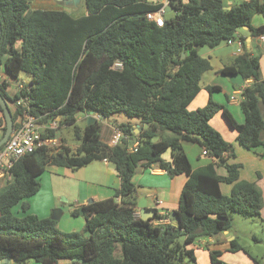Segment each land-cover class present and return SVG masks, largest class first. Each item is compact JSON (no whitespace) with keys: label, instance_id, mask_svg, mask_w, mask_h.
<instances>
[{"label":"trees","instance_id":"obj_1","mask_svg":"<svg viewBox=\"0 0 264 264\" xmlns=\"http://www.w3.org/2000/svg\"><path fill=\"white\" fill-rule=\"evenodd\" d=\"M151 1L85 0L88 14L76 19L66 12L33 10L30 0H0V73L4 70L9 78L0 76V94L11 109L10 80L26 74L31 114L42 118V124L60 118V124L73 128L79 144L74 151L62 140L64 146L57 154L43 149L16 162L11 178L0 188V262L185 264L188 258L197 264L189 248L197 240L231 230L234 215L261 218V190L240 180L241 166L227 163L235 158L233 145L211 126L222 111L238 133V144L264 156L258 152L264 149L260 57L246 52L222 71L241 74L251 82L242 86L243 125L211 97L202 109L188 108L201 91L203 75L212 68L199 49L235 41L238 30L245 27L253 37L264 36V25H252L256 15L264 19V1L250 0L226 10L223 0H161L173 13L164 15V27L147 19L165 8ZM11 112L16 129L22 111ZM81 114L101 120L88 124L89 118L80 128ZM118 114L138 120L141 132L135 134L132 122L116 124L126 138L110 147L101 139L102 118L110 121ZM0 115L4 136L1 107ZM44 137L56 138V131L49 130ZM183 143L198 144L211 163L193 170ZM135 144L136 151L130 152ZM167 153L170 161L164 158ZM95 161L112 164L121 186L113 198L82 208L87 236L62 232L49 218L27 215L26 201L40 191L39 179L49 167L76 171ZM219 167L226 169V176L218 175ZM141 168L187 177L175 212L179 228L154 226L152 220L136 216L133 178ZM221 184L232 186L230 196L223 195ZM17 206L24 217L12 214ZM80 210H74L73 216H80ZM241 250L233 243L232 253ZM210 256L213 264H225L221 252L210 251Z\"/></svg>","mask_w":264,"mask_h":264},{"label":"crops","instance_id":"obj_2","mask_svg":"<svg viewBox=\"0 0 264 264\" xmlns=\"http://www.w3.org/2000/svg\"><path fill=\"white\" fill-rule=\"evenodd\" d=\"M49 1H52L54 4L58 3L67 6L55 0ZM184 1L187 2V0ZM248 1L250 0H223L226 10H231ZM151 3H162L166 9L168 7L166 1L152 0ZM81 4L86 6L85 0H82L80 5ZM43 11H60L66 12L69 15L71 14L62 8L56 7H51V9ZM86 12L87 16V8ZM252 25L254 27L264 25L263 17L255 16ZM246 52L260 57V71L264 80V36L253 37L250 29L247 27L238 30L237 38L233 44L224 42L215 49L208 48V50H203V52L200 53L203 58L210 61L212 68L203 75L200 83L201 91L190 104L188 108L190 112L206 107L211 97L216 103L225 106L227 111L239 125L245 123V118L241 111L242 96H238L237 102L231 101V97L241 86L232 84L228 77L230 74H224L222 71L232 67L236 58ZM0 76L3 80H9L4 70L0 73ZM26 80L30 81V77H27ZM250 83L251 82H245V84ZM16 85L17 82L12 83V80H10V86L8 88L10 97L14 95ZM209 88H216V90L210 93L208 91ZM1 123L0 115V140L2 139L3 131ZM132 124L134 125L135 134L138 135L141 132L138 130L140 127L138 120L132 121ZM106 125L107 124H104V121H102L101 139L105 144H108L112 137L110 139H103V133L107 130ZM211 126L221 134L227 143L233 145L235 158L228 159L227 163L239 164L241 166L240 180L254 183L261 190L263 196L261 219L264 223V156H259L255 152L249 151L238 144V133L231 126L222 111L211 120ZM49 127L52 128L51 126ZM53 129L54 128H52V130ZM135 141L137 142L138 138H136ZM183 148L191 162L193 170L211 163L210 159L203 155V150L198 144L183 143ZM258 152L264 153V149H260ZM164 158L170 161V153H167ZM192 159L196 160V165H193ZM49 169L50 167L39 179L41 185L40 191L26 201L29 205L27 215H34L40 219H51L56 210H62L59 220L57 221L58 229L65 233L78 232L87 236V234H85L84 217L81 214L80 216H73L72 213L74 210L82 209L96 202L106 201L115 196V192L119 190L121 186V181L115 167L106 161H95L76 171L58 167H51V169ZM217 173L221 177L227 175V171L223 167L217 168ZM133 182L137 187L136 197L138 206L136 209V216L142 219L143 212L147 210L149 211V215L147 214V216H153L150 220H152L154 226L168 225L165 218L170 220L169 224L174 225L172 214L178 210L187 177L185 175L170 177L167 172L162 170L152 173L149 168H141L137 170ZM3 183L5 182H0V188L6 185V183ZM221 191L223 195L230 196L232 186L221 184ZM142 200L143 207H139ZM19 211H21V213L17 218L24 217L25 214L21 206ZM156 216L157 218L163 219L159 220ZM233 229L234 228L214 237L200 238L195 244L190 246L189 248L193 249L195 252L196 263L213 264L210 251H217L222 253L221 261L225 264H264V256L255 253V248L264 244V238L259 237L256 231L244 232L238 235V232ZM244 239L249 243H246ZM233 243L240 245L242 250L237 253H232L231 248ZM29 264L37 263L30 262Z\"/></svg>","mask_w":264,"mask_h":264},{"label":"built area","instance_id":"obj_3","mask_svg":"<svg viewBox=\"0 0 264 264\" xmlns=\"http://www.w3.org/2000/svg\"><path fill=\"white\" fill-rule=\"evenodd\" d=\"M165 9L166 8L158 13L148 14L147 19L155 22L158 27H164ZM228 43L233 44L234 41H229ZM16 82V90L12 96L14 100L12 106L15 109L21 110L22 115L18 122L19 126L13 130L9 140L0 148V182H5L6 184L11 178V170L20 159L43 149L48 150L50 155L57 154L64 146L62 140L58 138H45L44 135H46L49 130H52V128L41 124L42 118H38L31 114L30 101L27 96L30 89V81L20 78ZM242 94L243 88L241 86L231 97V101L237 102L238 96H242ZM124 138L126 137L123 132L115 128L114 134L108 145L110 147H116ZM137 146L138 144H135L129 151L135 152ZM203 155L206 156L207 152L203 151ZM150 170L152 173L158 171L156 168H150ZM159 203L162 204L161 202ZM165 219L169 225L170 220H168V218Z\"/></svg>","mask_w":264,"mask_h":264},{"label":"rangeland","instance_id":"obj_4","mask_svg":"<svg viewBox=\"0 0 264 264\" xmlns=\"http://www.w3.org/2000/svg\"><path fill=\"white\" fill-rule=\"evenodd\" d=\"M51 7L62 8L63 10L71 13L70 14L71 17L76 18V19L86 16V13H87L86 12V6L84 4H81V5L78 4V6H76V7H68V6H65L63 4L62 5H60L58 3L54 4V3H52V1H49V0H30V8L33 10H47V9H51ZM167 15L171 16V15H173V13H168ZM256 16H261V15H256ZM203 50H208V47L199 49V54L202 53ZM27 77L28 76L26 74H21L22 80H26ZM15 82H16L15 80H12V83H15ZM11 109L13 111L14 107L11 106ZM89 118H94L97 121L101 120L98 116L91 117L90 115L88 116V115L81 114L78 117L79 121L77 122V125L80 128L85 127ZM110 120L111 121H106V120L104 121V124L105 123L107 124L106 125L107 130L104 131V133H103V139L104 138L110 139L113 136L114 128H116V124L129 123V122H132L136 119H129L123 114H118V115H114L113 118ZM60 121H61L60 118H56L55 120L50 121L49 123H43V125H46L48 127L51 126L52 128H54L53 130L56 131V136H57L56 138H58L60 140H65L66 146H68L72 150L76 151L79 144L73 136V128L71 126L68 127V126H65L63 124H60ZM3 134L4 133L2 131V136H3ZM192 163H193V165H196V160L192 159ZM50 169H51V167H50ZM3 184H5V183H3ZM19 210H20V206L15 207L12 210V214L15 217H18V215H20V213H21V211H19ZM57 211L62 212V210H57ZM233 228H234L233 230L238 232V235H240V233H244V232L256 231V233L258 234L259 237L264 238V223H263L261 218L260 219L259 218L245 219L244 217H242L240 215H234ZM244 241L246 243H249L245 239H244ZM255 250H256L255 253L257 255L264 256V244L255 248ZM185 264H195V263L193 261H190L188 258H186Z\"/></svg>","mask_w":264,"mask_h":264},{"label":"water","instance_id":"obj_5","mask_svg":"<svg viewBox=\"0 0 264 264\" xmlns=\"http://www.w3.org/2000/svg\"><path fill=\"white\" fill-rule=\"evenodd\" d=\"M55 1L62 2L64 4H66L67 6L72 7V6H76V5L80 4L82 0H55ZM165 13L166 14L171 13V9L169 7H167V9H165ZM1 36H2V25L0 22V40H1ZM228 77L230 78V81L232 82V84H234L236 86H243L245 84V80L241 74H238V73L230 74V75H228ZM9 105H10V103L7 102L2 97V95L0 94V107L2 109L3 116L5 119V124H6V132H5V135L3 136V138L0 140V148L9 140V138H10V136L14 130V122H13L12 112H11ZM91 117H93V114H91ZM105 120H106L105 118H102V121H105ZM96 121H97L96 119L91 118L89 120L88 124H92ZM147 127L148 126L146 125V128ZM138 130L141 131V128L139 127ZM139 207H143V200L139 204ZM80 211H81V215L84 216L82 209ZM60 213L61 212L56 210L53 213L51 220L57 222L59 220ZM147 214L149 215V211L146 210L143 212V216H142L143 221H149L150 219L153 218V216H147ZM172 219L174 221L173 226L175 228H179L180 227V219L176 217V213L172 214ZM0 264H5V262H0Z\"/></svg>","mask_w":264,"mask_h":264}]
</instances>
